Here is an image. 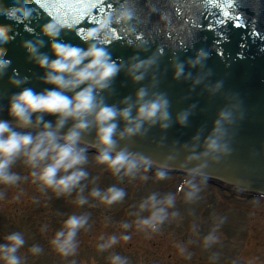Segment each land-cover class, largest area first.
<instances>
[{"label": "clouds", "instance_id": "9594fccd", "mask_svg": "<svg viewBox=\"0 0 264 264\" xmlns=\"http://www.w3.org/2000/svg\"><path fill=\"white\" fill-rule=\"evenodd\" d=\"M0 16L15 24H31L35 18L33 0H12L11 3L0 0ZM9 27V24L0 22V43L8 38ZM72 28L73 25L59 15L50 16L40 25L41 33L50 38L54 58L39 50L45 41L38 36L21 42L28 58L45 70L40 79L55 87L39 92L31 87H20L28 77H21L17 69H13V74L8 77V82L20 90L7 98V114L11 119L0 118V185L5 188L18 186L22 180L30 178L42 193L50 190L57 197L75 194L73 203L78 206L93 207L96 203L113 205L125 199V187L119 183L100 187L99 176L89 171L91 162L104 165L121 181L125 178L148 180L149 171H154L156 180H165L170 174L163 162H155L144 153L130 150L121 143L145 135L154 126L160 129L171 126L169 99L163 92L153 90L157 83L154 70L163 53L154 48L146 56H141L138 51L127 61L113 59L109 50L110 42L116 35L113 29L131 37L125 40L130 46L140 51L149 49L146 42L137 37L131 0H120L118 5L97 17L91 26L77 33L86 47L57 39L62 30ZM209 55L207 49L198 48L187 63L203 68ZM172 60L174 77L191 75L185 73L184 61L175 56ZM10 65L11 58L0 56V77L5 75ZM122 70L134 82L144 80L151 73L149 84L153 87L150 89L148 85H141L134 96H124L119 101L121 106H118L108 103L107 95L111 94L113 80ZM208 74L206 71L197 76L194 84L200 83ZM222 84V81L215 82L211 91H219ZM237 111L234 101H226L217 109L207 133L201 135L197 132L191 138L192 143L185 144L186 158L190 163L186 167L181 189L185 201L199 199L202 185L208 180L205 173L208 161L230 153L229 129L236 122ZM45 114H54V121L45 119ZM189 114L187 109L182 110L177 113L176 120L185 125ZM89 149L95 151L90 152ZM20 160L27 167L28 175L22 176L13 170ZM4 196L5 192L0 191V198ZM13 198L19 200L20 196L17 194ZM176 200L175 192L151 191L133 206L129 215L134 220L121 221L119 226L126 230L134 224L149 236L159 232L166 221L180 215L175 207ZM224 219L215 218V224L203 236L204 247H211L219 240L217 229ZM109 221L110 218L106 217L105 223ZM88 227L89 212H71L54 231L49 243L63 257L75 256L79 247L78 234ZM196 229L194 224L193 231ZM130 239L131 234L126 231L101 234L96 247L104 252L114 249L119 241ZM25 244L23 231L6 233L3 242H0V264H23L19 251ZM177 247L186 258H191L184 244ZM43 250L39 243L29 247L32 254H40ZM217 255L213 254L211 259H216ZM107 259L110 264H130V258L117 251H110Z\"/></svg>", "mask_w": 264, "mask_h": 264}, {"label": "water", "instance_id": "95a60500", "mask_svg": "<svg viewBox=\"0 0 264 264\" xmlns=\"http://www.w3.org/2000/svg\"><path fill=\"white\" fill-rule=\"evenodd\" d=\"M119 3L120 0H102L103 11L100 7L92 9L95 19L85 16L78 24L75 22L81 11L78 0H41L40 4L33 0L35 18L31 24H15L0 16V22L10 25L8 38L0 43V56L11 58V65L0 77V105L3 106L0 118L11 119L7 114V98L20 90L8 82L13 69H17L21 77H28L20 87H31L37 92L55 87L40 79L45 70L28 58L26 49L21 46L23 40L42 38L45 43L39 50L54 58L50 38L41 33L40 25L50 16L59 15L73 28L62 30L57 39L86 47L77 33ZM54 4L61 7L50 13ZM131 4L137 37L146 42L149 49L140 51L130 46L125 40L131 37L117 32L109 50L113 59L127 61L138 51L146 56L152 49L159 48L163 55L154 70L157 83L153 90L168 97L172 120L167 129L154 126L145 135L121 143L155 162H163L170 174L186 175L190 163L185 144L192 143L191 138L197 132L207 133L217 109L228 100L234 101L238 111L236 122L229 129L231 151L208 161L207 182L237 195L264 197V0H232L231 3L229 0H131ZM225 8L229 16L224 15ZM33 28L35 32H31ZM201 47L210 53L203 68L190 66L188 59ZM173 56L184 61L185 73H191L190 76L174 77ZM206 71L209 74L194 84L195 78ZM150 76L151 73L144 80L134 82L122 70L113 80L111 94H106L107 102L121 106L119 101L126 95L134 96L141 85L151 89ZM217 81L223 82L222 87L212 92L211 87ZM185 109L190 114L187 123L181 125L176 115ZM45 119L54 121L55 115L45 114Z\"/></svg>", "mask_w": 264, "mask_h": 264}, {"label": "rangeland", "instance_id": "374dc122", "mask_svg": "<svg viewBox=\"0 0 264 264\" xmlns=\"http://www.w3.org/2000/svg\"><path fill=\"white\" fill-rule=\"evenodd\" d=\"M89 171L98 175L100 187L119 183L125 187L127 196L113 205L96 203L95 206H78L73 196L57 197L50 190L40 192L31 180H22L18 186L0 185L5 196L0 198V242L6 233L23 231L26 244L20 249L23 264H110V251H117L130 258V264H264V197H236L225 193L217 186L204 183L195 201L183 198L182 174H173L165 180H156L148 172V180L114 177L104 165L91 162ZM13 170L28 175L22 160ZM151 191L175 192L176 209L180 215L170 218L161 230L150 236L138 230L120 228V222L133 221L129 215L145 195ZM19 194V200L14 199ZM75 211L90 213V227L78 234L79 247L75 256L63 257L49 243L54 231L61 226L67 214ZM110 218L105 223V218ZM216 217H225L217 229L219 240L211 247H204L203 236L213 227ZM197 229L193 231V225ZM47 225L45 228L44 226ZM129 232L131 239L119 241L114 249L98 251L101 234ZM39 243L40 254H32L29 247ZM184 244L191 258L180 253L177 245ZM218 254L216 259H211Z\"/></svg>", "mask_w": 264, "mask_h": 264}, {"label": "snow or ice", "instance_id": "6c2138e0", "mask_svg": "<svg viewBox=\"0 0 264 264\" xmlns=\"http://www.w3.org/2000/svg\"><path fill=\"white\" fill-rule=\"evenodd\" d=\"M38 4L41 3V0H36ZM232 0H229V3H231ZM79 7L81 8V11L78 13V15L75 17V22L78 24L81 19H83L85 16H89L92 19H95L94 16L91 15V10L95 9L97 7H100L101 10L103 11L102 7V0H88V2H85V0H78ZM61 5L59 4H54L52 9H49V12L51 13L54 9H59ZM221 7H225V5H221ZM225 16H229L230 13L229 11L225 8L224 11ZM67 20V19H66ZM237 24L239 25V18L236 20ZM83 29H80V32H83ZM114 33L117 32L115 29H113Z\"/></svg>", "mask_w": 264, "mask_h": 264}]
</instances>
